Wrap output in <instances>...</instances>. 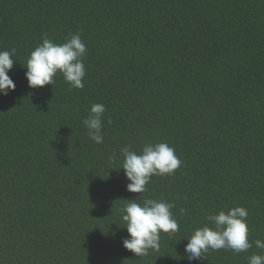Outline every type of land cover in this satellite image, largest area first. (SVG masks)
Returning a JSON list of instances; mask_svg holds the SVG:
<instances>
[{
  "label": "trees",
  "instance_id": "16d2710c",
  "mask_svg": "<svg viewBox=\"0 0 264 264\" xmlns=\"http://www.w3.org/2000/svg\"><path fill=\"white\" fill-rule=\"evenodd\" d=\"M87 46L83 89L30 88L27 58L43 34ZM16 49L0 94V264H248L264 255V0H0V51ZM103 104L96 144L82 121ZM111 120V123L108 121ZM164 142L182 161L132 193L121 148ZM114 156V161L109 157ZM163 199L179 229L136 256L121 208ZM243 206L247 252L187 239L207 217ZM184 210L183 212L181 210ZM211 226V225H210Z\"/></svg>",
  "mask_w": 264,
  "mask_h": 264
},
{
  "label": "clouds",
  "instance_id": "9594fccd",
  "mask_svg": "<svg viewBox=\"0 0 264 264\" xmlns=\"http://www.w3.org/2000/svg\"><path fill=\"white\" fill-rule=\"evenodd\" d=\"M15 54V48L0 51V94L8 95L9 91L16 88L8 75L14 66ZM86 55L87 46L79 33L72 34L62 44L55 43L44 33L42 43L27 58L25 76L29 87L34 89L54 85V77L59 72L70 85L69 90L83 89ZM105 111L103 104L94 103L87 118L82 121L88 137L96 144L104 141L102 118ZM121 154L123 161L120 169L124 170L130 181L127 190L132 193L146 192V185L152 176L172 175L182 164L175 149L164 142L146 143L140 153L133 151L130 145L123 146ZM114 160V156L109 157L110 162ZM127 201L120 211L129 236L123 239L122 244L136 256L147 255L150 249L158 250L161 232L178 231V222L171 211L175 207L174 203L151 198H145L143 203H138L137 198ZM248 214L243 206L210 214L207 217L209 224L196 228L187 239L185 252L188 259L195 261L207 258L209 250L225 249L237 254L247 252L253 247L249 240ZM254 244L257 249L264 250V240L257 239ZM248 264H264V255L253 253L248 257Z\"/></svg>",
  "mask_w": 264,
  "mask_h": 264
}]
</instances>
